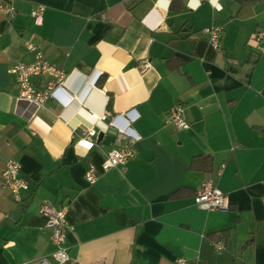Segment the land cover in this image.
<instances>
[{
  "label": "crops",
  "instance_id": "1",
  "mask_svg": "<svg viewBox=\"0 0 264 264\" xmlns=\"http://www.w3.org/2000/svg\"><path fill=\"white\" fill-rule=\"evenodd\" d=\"M218 2L0 0L16 12L0 11V264H57L46 203L68 207L66 264H264V0ZM212 26L223 28L218 49L202 33ZM28 40L73 72L67 105L20 97L10 70L35 61ZM52 82L33 79L37 90ZM176 105L189 128L167 121ZM132 110L135 155L103 171L120 140L110 120L125 126ZM10 160L29 182L21 200L2 179ZM207 180L228 213L195 204Z\"/></svg>",
  "mask_w": 264,
  "mask_h": 264
},
{
  "label": "built area",
  "instance_id": "2",
  "mask_svg": "<svg viewBox=\"0 0 264 264\" xmlns=\"http://www.w3.org/2000/svg\"><path fill=\"white\" fill-rule=\"evenodd\" d=\"M0 11L10 17H14L16 15L13 7L1 6ZM43 11L44 7H39L32 12L31 16L37 26H41L43 24ZM202 33L207 36L208 42L214 48L218 49L220 47V41L223 33L222 27H208L204 29ZM263 37L264 33L260 32L257 35V40H262ZM26 48L27 50L36 53L35 61L30 64L18 63L10 70V72L16 76L17 83L20 87V97L32 101L39 106H43L49 99H53L67 105V102H65V99L62 98V95L64 93L71 94L68 90V83L73 76V72L66 73L49 63L40 50V47L33 43L32 40H28L26 42ZM150 66L151 63L149 61H144L140 66V71L145 72ZM41 76H49L54 79V82L50 83L46 90H37L34 86L33 79ZM100 76V74L97 76V80ZM93 117L98 120L97 115H93ZM137 118L138 115L134 110H132L125 115V120L127 121V125L125 126L117 124L116 119L114 121L110 120L111 127L119 133L120 140L119 143H117V145L109 151L106 160L102 164L103 171L123 166L135 155L133 145L135 142L140 140V137L133 130L131 123L136 121ZM167 121L173 123L177 129L180 130L187 129L190 126V123L186 118L185 108L181 105H176L169 111ZM97 135L98 131L95 128H92L85 133V137L90 141H93ZM122 142L125 143L123 144ZM20 171V164L15 160H10L8 161L6 169L2 174L5 187L17 200H21L19 197L20 193L29 188V182L20 177ZM98 176L99 171L94 167H90L86 173V180L90 185H93L98 179ZM194 201L199 208L204 210L219 211L221 213L229 212L230 205L226 195L220 189L214 187L211 180H207L203 183V187L195 196ZM67 213V206L55 208L46 203L43 205L42 209V214L47 219V228L51 231V240L56 246L54 258L57 264H66L69 261L67 248L65 246ZM215 248L217 250H223L224 243L222 241L217 242L215 244ZM26 264L54 263L43 259ZM178 264H185V260L180 259Z\"/></svg>",
  "mask_w": 264,
  "mask_h": 264
},
{
  "label": "clouds",
  "instance_id": "3",
  "mask_svg": "<svg viewBox=\"0 0 264 264\" xmlns=\"http://www.w3.org/2000/svg\"><path fill=\"white\" fill-rule=\"evenodd\" d=\"M210 3L215 7L217 10H220L222 6L219 4L218 0H210ZM199 6V0H190L189 7L190 8H197Z\"/></svg>",
  "mask_w": 264,
  "mask_h": 264
},
{
  "label": "trees",
  "instance_id": "4",
  "mask_svg": "<svg viewBox=\"0 0 264 264\" xmlns=\"http://www.w3.org/2000/svg\"><path fill=\"white\" fill-rule=\"evenodd\" d=\"M111 105H112V103L110 102V104H109V108L111 107Z\"/></svg>",
  "mask_w": 264,
  "mask_h": 264
},
{
  "label": "water",
  "instance_id": "5",
  "mask_svg": "<svg viewBox=\"0 0 264 264\" xmlns=\"http://www.w3.org/2000/svg\"><path fill=\"white\" fill-rule=\"evenodd\" d=\"M108 122V121H107Z\"/></svg>",
  "mask_w": 264,
  "mask_h": 264
}]
</instances>
